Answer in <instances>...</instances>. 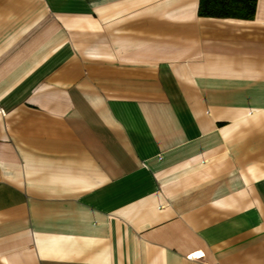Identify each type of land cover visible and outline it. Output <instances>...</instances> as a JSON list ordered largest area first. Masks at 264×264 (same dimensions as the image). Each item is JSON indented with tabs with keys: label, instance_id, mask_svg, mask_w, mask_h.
<instances>
[{
	"label": "crops",
	"instance_id": "0c3cea01",
	"mask_svg": "<svg viewBox=\"0 0 264 264\" xmlns=\"http://www.w3.org/2000/svg\"><path fill=\"white\" fill-rule=\"evenodd\" d=\"M0 0V264H264V0Z\"/></svg>",
	"mask_w": 264,
	"mask_h": 264
},
{
	"label": "trees",
	"instance_id": "16d2710c",
	"mask_svg": "<svg viewBox=\"0 0 264 264\" xmlns=\"http://www.w3.org/2000/svg\"><path fill=\"white\" fill-rule=\"evenodd\" d=\"M257 0H200L199 16L218 19L252 20Z\"/></svg>",
	"mask_w": 264,
	"mask_h": 264
}]
</instances>
